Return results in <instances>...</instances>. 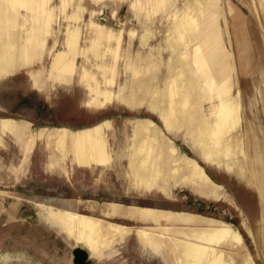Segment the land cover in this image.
Instances as JSON below:
<instances>
[{
	"label": "rangeland",
	"instance_id": "rangeland-1",
	"mask_svg": "<svg viewBox=\"0 0 264 264\" xmlns=\"http://www.w3.org/2000/svg\"><path fill=\"white\" fill-rule=\"evenodd\" d=\"M208 17L212 28L206 34ZM178 25H190L191 34L182 38ZM171 45L183 57L216 53L203 69L207 74L198 78L197 98L213 124L218 75H210L221 67L224 87L239 100L240 121L223 138L232 162L207 161L183 129L165 128L167 66L177 56ZM58 58L61 71L65 65L71 70L65 80L50 75ZM192 67L195 71L196 64ZM145 69L146 100L130 108L124 97L139 86L133 72ZM154 96L158 106L153 108ZM5 118L26 122L33 141L24 147L0 128V264H74L75 249L87 255L83 264H180L164 246L140 234H158L167 225L133 217L131 207L224 222L241 236L248 256V261L227 258L226 264H264V197L253 175L264 176V0H0V120ZM146 119L178 154L203 168L220 187L214 191L218 199L202 198L184 186L164 195L137 185L130 167L133 126ZM56 128L77 137L94 128L89 134L100 140L110 161L82 167L37 136ZM43 207L94 217L116 229L92 254L50 217L41 219ZM108 208L110 216L98 211ZM118 211L125 216H114ZM192 228L170 227L165 236L177 239L173 231Z\"/></svg>",
	"mask_w": 264,
	"mask_h": 264
},
{
	"label": "bare ground",
	"instance_id": "bare-ground-1",
	"mask_svg": "<svg viewBox=\"0 0 264 264\" xmlns=\"http://www.w3.org/2000/svg\"><path fill=\"white\" fill-rule=\"evenodd\" d=\"M197 21L192 20L195 23ZM203 23L205 24L204 32L207 34L212 28L211 17L205 18ZM185 27L182 29L181 25L176 26V33L182 38V35L186 36L192 31L190 25ZM186 44L188 45L189 42H186ZM215 46L216 44H213V48ZM171 49L177 56L171 58L167 66L169 83H167L166 88L167 107L163 120L165 128L170 131L183 129L207 161L220 159L228 163L232 162L231 148L223 138L240 121L238 120L239 100L231 98L229 95L230 89L224 87L223 69L221 67H218V74L210 75L211 78L218 75V110L213 111L215 116L213 124L208 122L204 112L199 108L201 102L197 98L200 94L198 78L207 74L203 69L210 60L214 59L216 53L211 52L209 57L203 58L197 56L196 53L190 54V57H188V54L183 57L178 53V46L171 45ZM21 50L25 54L27 46L22 47ZM219 54L218 52V57ZM61 61L62 59H57L50 75L56 79L65 80L71 70L68 65H65L64 70L61 71L63 63ZM193 63L196 64L195 71L192 70ZM146 71L148 69L143 72L138 70L133 72L132 81L137 82L139 86L136 90L129 91L128 95L124 97L126 106L134 108L145 102L147 85L150 83V77L142 76ZM194 74L196 75L194 76ZM35 80L38 83L37 77ZM119 97L121 98L123 95ZM149 104L153 108L158 106L157 98L154 96ZM0 128L15 136L24 147L31 145L32 138L27 132L29 127L26 122H16L5 118L0 120ZM39 137L43 138L48 144L53 143L58 152L63 155L66 154V146L69 141V148L78 162L89 163L93 161L103 165L110 161L100 140H92L89 134L74 139L64 129L56 128V130L39 133ZM133 139L135 143L130 167L138 186L157 189L164 195H167L173 187L184 186L190 188L202 198L218 199L219 196L214 191L219 186H215L195 160L178 154L171 141L161 134L154 122L148 119L136 121L133 126ZM239 163L240 161L235 162L236 165ZM253 175L254 178L259 180L260 194L261 197H264V176L259 178L255 172ZM44 209L47 217H50L55 224L60 225L63 230L67 231L69 237L76 243L86 246L92 254H97L100 247L103 244L106 245L103 239L110 235L112 229H116L112 226L107 228L102 221L94 217L66 210H54L50 207ZM131 209L129 210H131L130 214L133 217L167 225V228H162V231L158 234L145 230H140V234L147 242L153 243L157 247L158 245L164 246L166 252L175 255L177 262H180V264H226L227 258L235 259L237 257L248 261V256L242 252L243 241L241 236L224 222L220 223L196 215L174 213L172 211L137 207H131ZM176 226L193 228L190 231H173L174 234L178 235L177 239H172L171 236L167 238L165 235L168 234L170 227ZM229 247L233 249V252L226 251Z\"/></svg>",
	"mask_w": 264,
	"mask_h": 264
},
{
	"label": "crops",
	"instance_id": "crops-1",
	"mask_svg": "<svg viewBox=\"0 0 264 264\" xmlns=\"http://www.w3.org/2000/svg\"><path fill=\"white\" fill-rule=\"evenodd\" d=\"M107 124V123H106ZM95 128V127H94ZM94 128H92V129H94ZM92 129H87V130H85L86 132H87V134H89L90 132H92ZM65 130V129H64ZM70 136H72L74 139L75 138H77V136H76V134L74 133V132H69V131H67V130H65ZM11 134V133H10ZM12 135V134H11ZM85 135V134H84ZM90 135V134H89ZM92 135V134H91ZM13 136V135H12ZM38 137H39V134L37 135ZM93 137V136H92ZM91 137V138H92ZM40 138V137H39ZM16 140V139H15ZM92 140H94L93 138H92ZM32 141H33V139H32ZM67 151H66V154H68V153H70L71 154V157L73 158V160L77 163V164H79L80 166H82V167H104L103 165H100V164H98V163H96V162H89V163H81V162H78L75 158H74V154H73V152H72V150L69 148V141L67 142ZM61 154V153H60ZM55 162V164H59V160L58 161H54ZM57 162V163H56ZM99 211V213H101V214H104V215H108V216H110L109 215V212H111V210H110V208H108V209H104V210H98ZM107 212V213H106ZM119 213H114V216H119V215H122V216H125V213L124 214H122V213H120V211H118ZM40 218L41 219H43V220H46L47 221V215H46V211H45V209H44V207L41 209V211H40ZM50 224V223H49ZM50 226L51 227H53L54 228V226L52 225V224H50Z\"/></svg>",
	"mask_w": 264,
	"mask_h": 264
},
{
	"label": "water",
	"instance_id": "water-1",
	"mask_svg": "<svg viewBox=\"0 0 264 264\" xmlns=\"http://www.w3.org/2000/svg\"><path fill=\"white\" fill-rule=\"evenodd\" d=\"M73 263L74 264H83L85 262V260L87 259V255L79 250V249H75L73 251Z\"/></svg>",
	"mask_w": 264,
	"mask_h": 264
}]
</instances>
